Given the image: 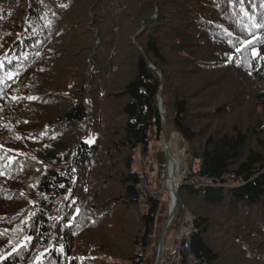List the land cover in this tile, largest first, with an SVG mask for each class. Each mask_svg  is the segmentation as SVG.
<instances>
[{"label":"trees","instance_id":"obj_1","mask_svg":"<svg viewBox=\"0 0 264 264\" xmlns=\"http://www.w3.org/2000/svg\"><path fill=\"white\" fill-rule=\"evenodd\" d=\"M130 18L141 24L126 41ZM246 23L231 0H0V165L14 157L0 176V264H33L53 246L63 252H49L51 264H155L158 202L133 213L141 177L132 166L136 150L147 154L163 137L159 95L167 137L190 145L195 173L211 182L178 189L169 234L189 206L197 264H264V28L252 29L257 56L252 46L237 54L225 31L251 39L240 31ZM170 56L201 73L208 90L220 86L206 83L211 76L227 74L232 92L190 114L188 85L177 83L188 73H169ZM251 100L254 123L227 122ZM192 115L206 125L196 128ZM24 235L33 237L27 250L11 252Z\"/></svg>","mask_w":264,"mask_h":264},{"label":"rangeland","instance_id":"obj_2","mask_svg":"<svg viewBox=\"0 0 264 264\" xmlns=\"http://www.w3.org/2000/svg\"><path fill=\"white\" fill-rule=\"evenodd\" d=\"M81 6H82V4L79 5L78 11H79V9H81ZM140 24H141L140 21L138 22V21L133 20L131 18L125 22L124 27L128 28V29H126V31L124 33V37H125L126 41H128L127 39H129L133 36L132 32L135 31L136 25L138 26ZM106 25L107 26L104 27V30H106L108 28V24H106ZM116 38L120 39V36L118 35V37L116 36ZM126 48H128V47H126ZM173 61H175L174 56H170V58H169L170 64L167 68V71L169 73H171L175 67H181V69L183 67L186 70V73H188L186 82L183 80L182 82H177V83H180L181 85L184 83H187V85H188V89H186V91H187L186 95H188V96L192 95V100H190V104H189V106H190L189 113L190 114H193L194 112H197V111H206V110L209 111L206 107L208 105V98H209V101L213 102L214 105L217 102H221V104H222V103H224V100H225L224 95L227 94L228 92H232V91L228 90V87L233 89L234 85H233V83L231 84L229 79H226V77H224V75H227V74L221 72V73H217V74L211 76L207 80L206 83H209L210 80H211V82L218 81L220 83V86L218 88H216L213 85H211L209 90H208L207 87L202 86L203 83H202L201 79H204V77L202 76L201 73L196 72L198 74V76H197V74H194L192 72L191 67H188L185 62L180 63V66H176L177 63H174ZM171 75L175 76L173 74H171ZM118 77H119V80H122V74H118ZM203 96H205V99H201V97H203ZM252 103H253V101L249 102L248 106L242 108L241 110L239 108L234 109L235 114L231 115L228 118L227 122L230 124L235 123V122L236 123L237 122L238 123L243 122L244 125H245V123H248V124L254 123L258 118L256 117V115H254L252 113V110H255V107L253 106ZM196 105H198L199 107H197ZM110 107H111V111L119 110L121 107V102L119 100L114 101L113 104L110 105ZM226 108L227 107H225L224 113H226ZM256 112H257V110H256ZM193 118L194 117L192 115V117L190 118V121H193V125L196 128L204 127L206 125V122L199 124V122L194 121ZM224 123H225V121L216 120V122L214 123L213 126H216V128H217L219 126H222V124H224ZM166 137H167V135H166ZM174 138H175V140H174L175 141V148H173L171 145V142ZM166 143H167L168 148H169V154H170V156L172 155L171 156L173 158L172 161L174 162V159H175L174 153L177 154L179 156L178 158H179V162H180L179 163L180 169L185 168V170L188 173H190L191 175L195 174V172L197 171V169L199 167V162L192 159L193 149L190 148V145L182 142L180 136L177 134H173V133L168 134V137L166 138ZM198 146H199V142H196L193 145L194 148H197ZM167 161H168V158H167V153L165 150L163 137L161 140H159V139L155 140V138L153 137L147 154L143 155V154H141V152L139 150H136L133 153V166H132L133 170L136 171L141 178L145 174H151V176L153 177V180H154L153 186L156 187L159 183V184L163 185V187L165 189V192L162 196V200L157 201L158 202V212L156 215L155 229L157 230L158 233H160V236H161L162 229H163L164 225L168 221L169 210L171 207V199H170L169 194L167 193L166 182L161 181V180L158 181L157 175L159 173L160 166ZM183 184L184 183H181L180 187ZM115 187H117V186H115ZM115 187H114V189H116ZM111 193H112V195H114V194H117L119 192H118V189H116L115 191H112ZM145 205H146V202L141 200L139 203L140 208L138 210H133V213H139V212L145 211L146 210ZM184 210H186L187 216L192 217L191 210H190L189 206L187 207V209H184ZM222 216L223 215L218 210L214 217L222 218ZM170 223H169V225H170ZM175 234L176 233H173L170 235L168 232V229H166L164 236H163L162 255H161V260H160L159 264H167V262H168L167 261L168 260V257H167L168 251H169L172 239H173ZM214 243L226 244L225 242H223V239H217L214 241ZM233 259H235L234 256H233ZM236 262H237V264L239 263L235 259V263Z\"/></svg>","mask_w":264,"mask_h":264},{"label":"built area","instance_id":"obj_3","mask_svg":"<svg viewBox=\"0 0 264 264\" xmlns=\"http://www.w3.org/2000/svg\"><path fill=\"white\" fill-rule=\"evenodd\" d=\"M169 161L163 163L159 168V173L157 175V180L166 182L167 168L169 166ZM153 177L150 175H145L140 179L138 192L142 201L146 202L147 200L160 201L165 192L163 185L159 184L153 186ZM191 186L195 190L211 185V182L201 177L198 173L190 174L185 168L179 171V185ZM177 186V187H178ZM194 219L187 216L186 210L183 211L180 226L177 233L174 235L171 246L168 251V262L167 264H197L193 254L190 250V239L192 236V224Z\"/></svg>","mask_w":264,"mask_h":264},{"label":"snow or ice","instance_id":"obj_4","mask_svg":"<svg viewBox=\"0 0 264 264\" xmlns=\"http://www.w3.org/2000/svg\"><path fill=\"white\" fill-rule=\"evenodd\" d=\"M234 9H238V14H242L244 17H247V20L251 23H246L243 25L240 29L242 32H246V36L251 37V39L236 37L235 41L232 40L233 33L229 30H225L228 33L229 40L232 43H235L237 46L235 47L234 51L237 54H242L243 51H248L249 46L251 47V53L253 56L259 55V52L255 48L254 44L256 41L260 39V36L257 33H254L252 29H261L264 28V19L257 20L256 18V0H231ZM261 7H264V0H262ZM7 54H5L6 56ZM228 60L231 61L237 57H234L232 53H225ZM0 64H3V61H0ZM18 74L17 70H5V75L8 77V79H13L15 75ZM2 98V96H0ZM15 99V98H14ZM28 99H35L34 97H28ZM88 141H86L87 143ZM4 157H0V160H3ZM14 157L8 158V163L6 165H0V176L6 175L5 171L3 170L4 167L10 166L12 160ZM39 171V169H37ZM61 188L64 187L63 184L60 185ZM72 196V190L67 189V195H65L64 199L69 200ZM74 203V201H73ZM34 215V214H33ZM77 215H79V212L77 210ZM29 223L28 220L24 221V224L27 226ZM67 227L71 228L72 224L69 222L66 225ZM5 232L11 231V229H5ZM19 231L23 232V229H19ZM0 235H3V233H0ZM33 237L31 235H24L22 240L17 243V245L13 246L11 248V252H16L19 254L20 249L27 250L28 246L30 245ZM49 252H63V247L59 246H53V248L49 249L47 247L44 248L43 251L38 252L37 255L33 257V264H44L45 261L48 262V264H51V259L48 255ZM10 254V253H9ZM2 258V257H0Z\"/></svg>","mask_w":264,"mask_h":264},{"label":"water","instance_id":"obj_5","mask_svg":"<svg viewBox=\"0 0 264 264\" xmlns=\"http://www.w3.org/2000/svg\"><path fill=\"white\" fill-rule=\"evenodd\" d=\"M158 111H159V114H160V118H161V123H162V126H163V140H164V145H165V150H166V153H167V158L168 160H172V157L170 156L169 154V148H168V145L166 143V128H165V120H166V115H165V110H164V106H163V102H162V99L160 97V95L158 96ZM172 207L170 208L169 210V215H168V221L167 223L164 225L163 229H162V233H161V236H160V241H159V246H158V251H157V257H156V261H155V264H159L160 263V260H161V255H162V246H163V236H164V233L169 225V223L171 222L172 220V217L175 213V210H176V206H177V191L176 189H172Z\"/></svg>","mask_w":264,"mask_h":264},{"label":"bare ground","instance_id":"obj_6","mask_svg":"<svg viewBox=\"0 0 264 264\" xmlns=\"http://www.w3.org/2000/svg\"><path fill=\"white\" fill-rule=\"evenodd\" d=\"M174 140H175V138L171 142V145L173 148H175V141ZM174 155H175L174 162L172 160L169 161L170 164L167 168V174L165 177L166 178L167 193L170 196L171 204H172V194H173L172 189L178 188L177 186L179 185V171L181 170L180 164H179L180 162H179V158H178L179 156L175 153H174ZM171 207H172V205H171Z\"/></svg>","mask_w":264,"mask_h":264},{"label":"clouds","instance_id":"obj_7","mask_svg":"<svg viewBox=\"0 0 264 264\" xmlns=\"http://www.w3.org/2000/svg\"><path fill=\"white\" fill-rule=\"evenodd\" d=\"M173 159V158H172ZM168 161H170V160H168ZM182 186V185H181ZM180 188V186H178V188H176V191H178V189ZM157 202V201H156ZM177 207V206H176ZM175 214V213H174ZM173 217H174V215H173ZM173 217H172V219H173Z\"/></svg>","mask_w":264,"mask_h":264}]
</instances>
